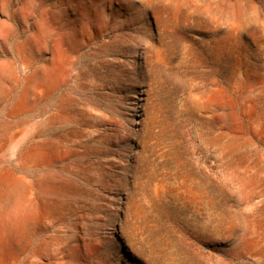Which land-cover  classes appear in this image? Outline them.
<instances>
[{"label":"rangeland","instance_id":"obj_1","mask_svg":"<svg viewBox=\"0 0 264 264\" xmlns=\"http://www.w3.org/2000/svg\"><path fill=\"white\" fill-rule=\"evenodd\" d=\"M81 3L42 0L88 14L70 78L24 104L10 87L0 105V160L28 184L49 177L35 240L62 242L69 264H264V0ZM1 8L0 64L23 78L44 58L25 45L23 1Z\"/></svg>","mask_w":264,"mask_h":264},{"label":"bare ground","instance_id":"obj_2","mask_svg":"<svg viewBox=\"0 0 264 264\" xmlns=\"http://www.w3.org/2000/svg\"><path fill=\"white\" fill-rule=\"evenodd\" d=\"M22 1L34 28V35L26 40L25 45L36 43L38 48L34 55L43 57L44 64L23 78L16 71L9 76L6 68L0 64V105L3 108L8 103L10 87L23 86L18 101L24 104L28 99L42 92L50 93L65 83L72 73V53L80 44L74 22L77 21L83 33L90 30L88 14L80 7L58 11L43 8L42 0ZM82 1L77 0L78 4H82ZM94 6L97 7L96 4ZM0 12L4 18L0 21V40L5 43L9 35L8 18L4 8ZM29 66L28 61L20 63L24 73ZM215 95H218L215 96L216 100L224 99L219 92ZM213 102V98L205 96L204 107H212ZM58 114L63 118V109H59ZM10 117L9 111L4 113L0 128V151L8 138ZM76 138L73 131L60 135L62 155L68 152L66 147L77 142ZM18 160L29 164L35 158L25 153L23 156L19 154ZM48 178L45 175L37 179V184H28L15 176L10 166L0 160V264H69L64 259L65 246L62 242L55 239L35 240L36 227L47 228L51 221V208L46 202L50 191L40 183L42 180L48 181Z\"/></svg>","mask_w":264,"mask_h":264}]
</instances>
